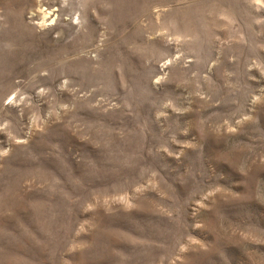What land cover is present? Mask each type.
Returning <instances> with one entry per match:
<instances>
[{
	"label": "rangeland",
	"instance_id": "374dc122",
	"mask_svg": "<svg viewBox=\"0 0 264 264\" xmlns=\"http://www.w3.org/2000/svg\"><path fill=\"white\" fill-rule=\"evenodd\" d=\"M0 264H264V0H0Z\"/></svg>",
	"mask_w": 264,
	"mask_h": 264
}]
</instances>
